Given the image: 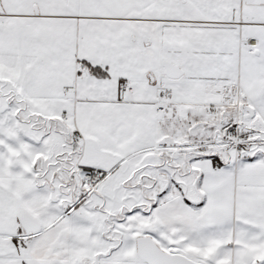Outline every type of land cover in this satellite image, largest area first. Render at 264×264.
<instances>
[{"label":"snow or ice","instance_id":"1","mask_svg":"<svg viewBox=\"0 0 264 264\" xmlns=\"http://www.w3.org/2000/svg\"><path fill=\"white\" fill-rule=\"evenodd\" d=\"M0 264H264V0H0Z\"/></svg>","mask_w":264,"mask_h":264}]
</instances>
